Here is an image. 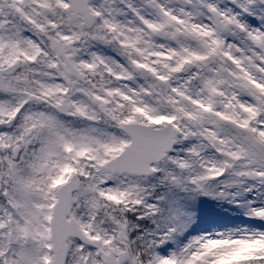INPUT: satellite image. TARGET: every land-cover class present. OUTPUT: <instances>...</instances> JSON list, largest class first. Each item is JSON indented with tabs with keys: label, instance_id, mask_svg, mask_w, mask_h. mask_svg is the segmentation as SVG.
Listing matches in <instances>:
<instances>
[{
	"label": "snow or ice",
	"instance_id": "6c2138e0",
	"mask_svg": "<svg viewBox=\"0 0 264 264\" xmlns=\"http://www.w3.org/2000/svg\"><path fill=\"white\" fill-rule=\"evenodd\" d=\"M0 264H264V0H0Z\"/></svg>",
	"mask_w": 264,
	"mask_h": 264
}]
</instances>
